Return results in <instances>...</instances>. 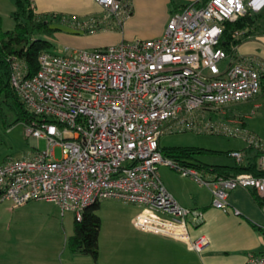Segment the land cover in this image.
<instances>
[{"label":"built area","instance_id":"2783aa9c","mask_svg":"<svg viewBox=\"0 0 264 264\" xmlns=\"http://www.w3.org/2000/svg\"><path fill=\"white\" fill-rule=\"evenodd\" d=\"M94 1L104 15L83 26L89 34L123 28L133 12L132 0ZM263 9L264 0H205L172 14L159 38L42 52L35 74L11 56V84L38 117L27 130L36 149L0 165V203L15 208L54 203L81 222L91 206L122 200L141 208L133 219L137 230L203 252L208 239L192 237L203 213L179 203L160 168L210 189L214 207L225 212L240 215L229 204L234 190H252L264 198V142L234 113L235 106L262 93L264 63L239 55L238 47L233 53L220 47L226 23ZM186 132L243 139L248 149L261 153L260 175H219L166 156L162 137ZM43 139L47 149L40 151ZM56 146L62 148L61 160L54 159ZM228 155L238 165L251 156L241 150ZM261 241L263 249L250 252L248 264H264V232Z\"/></svg>","mask_w":264,"mask_h":264},{"label":"crops","instance_id":"0c3cea01","mask_svg":"<svg viewBox=\"0 0 264 264\" xmlns=\"http://www.w3.org/2000/svg\"><path fill=\"white\" fill-rule=\"evenodd\" d=\"M32 1L38 14L70 15L77 18L80 26L94 17L101 18L104 15L94 0ZM204 1L132 0L133 13L123 28L105 27L94 34L60 31L55 34L54 42H61L66 48L94 50L122 41L159 38L164 34L171 15L179 9L178 5L203 4ZM15 11L14 0H0L3 22L12 19ZM237 52L264 63V32L244 41L238 46ZM261 99H264V93L253 100L255 108L262 107ZM234 110L239 111L238 108ZM234 112L244 128L254 134L258 132L250 127L251 114ZM32 142L35 145L33 139ZM244 148L246 145L239 146L237 150ZM170 173L178 176L169 179ZM160 175L169 192L182 206L203 213L202 223L192 230L194 239L200 236L208 239L209 243L203 252L191 250L186 242L142 232V242L137 246L139 255H135L137 258L123 252L121 255L126 254V258H120L119 255L101 263L99 258L94 260L89 255L74 253L69 249L68 240L75 233V216L72 213H62L57 204L43 201L30 202L18 208L10 202H3L0 203V264H248L247 255L263 249L261 236L264 232V211L252 190L237 189L231 192L229 204L240 212V215H236L233 211L215 208L211 190L194 180L168 167H161Z\"/></svg>","mask_w":264,"mask_h":264},{"label":"trees","instance_id":"16d2710c","mask_svg":"<svg viewBox=\"0 0 264 264\" xmlns=\"http://www.w3.org/2000/svg\"><path fill=\"white\" fill-rule=\"evenodd\" d=\"M16 11L13 18L16 26L11 31H3V20L0 15V115L7 120L5 107L15 114L13 124L19 122L32 123L38 120V117L32 114L25 104L21 101L17 91L11 84L12 68L10 57L17 56L24 61L31 74L38 71V59L42 52L57 53V46L54 42L55 34L68 29L74 34L89 33L83 26H80L76 17L64 15L61 13L38 14L32 0H14ZM205 2V1H204ZM199 6V3H187L178 5L177 12H181L189 5ZM175 11H173L174 13ZM133 13V12H132ZM176 13V12H175ZM262 22V23H259ZM258 24L264 26V13L249 11L246 15L235 22L225 24L224 34L222 36L220 47L228 53H233L235 47L241 45L244 41L255 36L259 32L255 29L260 28ZM121 29V28H119ZM264 93V74L262 76ZM9 127L12 124H8ZM166 156L194 165L197 168H204L213 171L219 175L232 176L240 173H253L260 175L257 170L260 152H255L247 147L241 151L250 153L246 165L225 166L208 165L197 160V156L203 153H223L213 150H206L197 147H162ZM230 151H227V155ZM260 204L264 207V198L252 191ZM101 204H96L88 208L83 215L81 222L75 220V233L68 240L69 249L76 253L80 252L89 255L94 260L99 258V240L102 230V219L98 215Z\"/></svg>","mask_w":264,"mask_h":264},{"label":"rangeland","instance_id":"374dc122","mask_svg":"<svg viewBox=\"0 0 264 264\" xmlns=\"http://www.w3.org/2000/svg\"><path fill=\"white\" fill-rule=\"evenodd\" d=\"M264 13V9L260 13ZM104 13V12H103ZM262 23V22H259ZM260 25V26H259ZM16 22L12 19H6L2 28L3 31H11L15 28ZM260 28L255 29L261 34L264 32V26L258 24ZM68 32V29H63ZM257 35V34H256ZM255 35V36H256ZM57 52L69 53L73 48H66L67 46L58 42L56 44ZM262 94V93H261ZM261 94L259 96H261ZM258 96V97H259ZM262 107L255 108L253 103L239 104L236 114L243 115L251 114L249 124L251 129H256L257 135L264 142V99L260 100ZM7 120L0 115V165L9 158H19L24 155H29L35 151L32 139L27 135V130L30 128L29 123L19 122L13 124L15 121V114L5 107ZM241 111V112H240ZM253 111H255L253 113ZM235 113V112H234ZM12 124L9 127L8 124ZM251 131V130H250ZM254 133V132H253ZM161 146L165 148L170 147H197L206 150H213L223 153H203L197 156V160L208 165H233L235 160L227 155V151L237 150L239 146H245L246 143L241 138L228 137L224 135H200L192 132L178 133L172 135H165L162 137ZM245 144V145H244ZM40 151L47 149V141L40 140L38 142ZM63 157L62 148L60 146L54 147V159L61 160ZM168 178L177 177L174 173L168 174ZM141 208L135 204L125 202L122 200H107L101 203V208L98 215L102 219V230L99 240V260L104 263L111 258H126L129 253L133 258L139 255L137 246L142 242V232L138 231L133 224V219ZM72 217L73 215L69 213ZM74 217V216H73ZM75 222V218H74ZM117 246L123 247L119 248ZM115 248V250H114ZM113 250V253H110ZM194 251V250H193ZM89 260L90 257H89Z\"/></svg>","mask_w":264,"mask_h":264}]
</instances>
